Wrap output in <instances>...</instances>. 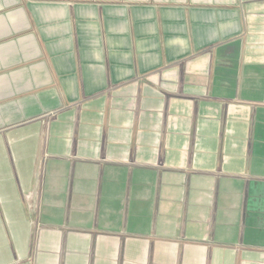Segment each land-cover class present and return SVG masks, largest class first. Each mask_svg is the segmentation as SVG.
<instances>
[{"label":"crops","instance_id":"obj_1","mask_svg":"<svg viewBox=\"0 0 264 264\" xmlns=\"http://www.w3.org/2000/svg\"><path fill=\"white\" fill-rule=\"evenodd\" d=\"M0 264H264V0H0Z\"/></svg>","mask_w":264,"mask_h":264}]
</instances>
